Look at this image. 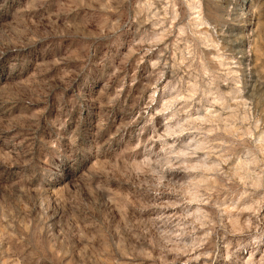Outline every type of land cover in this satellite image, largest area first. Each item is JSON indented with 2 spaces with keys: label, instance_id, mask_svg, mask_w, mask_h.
Returning a JSON list of instances; mask_svg holds the SVG:
<instances>
[{
  "label": "rangeland",
  "instance_id": "1",
  "mask_svg": "<svg viewBox=\"0 0 264 264\" xmlns=\"http://www.w3.org/2000/svg\"><path fill=\"white\" fill-rule=\"evenodd\" d=\"M104 2L0 0V42L37 37L25 49L23 71L12 70L20 61L14 53L0 60V264H264V236L251 245L238 231L264 228V0H200L193 10L208 25L198 29L207 45L200 49L201 64L215 57V66L223 64L234 76L215 84V104L193 101L179 121L210 118L214 123L201 127L222 129L213 135L234 146L224 151L218 142L224 154L204 162L219 163L218 171H166L159 196L147 191L144 182L152 177L144 161L164 156L165 145L186 152L184 145L199 137L165 136L178 121L166 123L171 112H161L174 96L175 77L188 71L162 67L166 60L185 63L176 51L186 47L176 41L179 21L171 19L180 8L170 7L172 0H129L120 10L118 37L101 42L93 34L105 16H117L105 13ZM138 2L154 6L139 9ZM168 29L172 35L155 46L138 43ZM65 30L74 38L56 35ZM97 48L113 54L110 67L81 96L79 83L94 67ZM115 67L121 71L113 76ZM184 79V87L192 83ZM233 80L240 91L234 100ZM81 133L98 149L84 171H96L81 179L83 172L72 175L66 168L63 178L42 181L49 155ZM205 154L177 162L197 165ZM113 166L142 170L110 179ZM193 178L196 185L183 187ZM209 220L214 230L206 237L210 229L200 225ZM191 227L192 235H180Z\"/></svg>",
  "mask_w": 264,
  "mask_h": 264
},
{
  "label": "clouds",
  "instance_id": "2",
  "mask_svg": "<svg viewBox=\"0 0 264 264\" xmlns=\"http://www.w3.org/2000/svg\"><path fill=\"white\" fill-rule=\"evenodd\" d=\"M129 0H105V2L101 5L104 9L105 13L108 12H116L117 16L114 21H109L107 16H105L104 23L100 25V31L98 33L93 34L96 40L104 41H112L113 37H118L119 32L121 30V20H120V10L123 5L127 4ZM79 5H83L84 7H90V5L85 3V0H79ZM78 5V6H79ZM151 3H137L136 7L139 9H147L149 7H153ZM177 6L180 8V12L174 13L171 16V19L175 23L177 20L179 36L176 37L177 44L183 42L186 47L181 50L177 48L176 51L179 52L183 60L185 61L183 67H181L180 61L178 59L169 62L165 61L162 65L164 68H172L174 70H179L180 72H184V69H188L187 72L184 73V76H187L191 79V84L187 87V81L184 79V76L175 77L176 86H170V92L174 94L171 100L165 102L164 107L161 109V112H171V115L168 116L166 123L169 121H178L175 125V128H170L168 132L165 133V136H181L185 132H198L199 137L191 139L184 145L188 151L186 152H173L172 149L175 145H165L160 149L165 155L162 157H158L155 160H145L144 168L148 175L152 177V181H145L147 183V191L155 193V195L159 196L161 192L164 190L165 185V172L168 170H174V166L176 170H181L185 172H213L219 170V163L211 164V166L205 167L204 162L208 161L211 156H215L217 152H221L224 154V151L229 149L234 145L224 144L223 137L214 136V132L222 131V129L213 126L211 130H205L201 127L203 124L214 123L209 118L208 120L200 119L197 120H183L179 121V118L189 109L192 108V102L194 101L196 104H201V102L215 104L217 101L215 99V94L218 89L215 87V84L218 83H226L229 78L234 76V73L231 69L225 68L223 64L219 66H215V57H212L208 63L207 67L203 66L200 61L201 52L200 49L206 47L201 39V37L205 34H202L198 31L200 28L207 29L208 25L205 21L200 20L197 21L195 16L193 15V10H199L200 8V0H172L170 7L175 9ZM140 13H137L139 16ZM79 31V29L77 30ZM58 36H68L70 38H74L75 34L68 33L65 30L64 33H56ZM172 35L170 29L166 30L163 35L150 37L146 34L144 37L138 41L139 44H151L155 46L158 43L163 41L164 36ZM37 37L32 36L27 43L19 42L18 40H7L4 42H0V60H4V58L10 53H14L17 57L20 58V61L13 66V71H23L24 67L29 63V57L25 54V49L29 47V45L34 44V41ZM95 42V41H94ZM5 44H8L9 47H5ZM15 44V47H11L10 45ZM86 47H88L86 45ZM151 50V49H149ZM169 52L171 49L169 48ZM113 54L111 52H105L103 48H97L95 51L91 52V56L95 57L94 61L91 63L94 64V67L88 71L79 83V94L83 96L84 89L88 88L94 81H98L102 78L103 74L108 71L110 67L109 57ZM165 53L163 51L160 52V56L164 57ZM131 53H129V57ZM127 57L125 58L126 62ZM61 61H55V63H60ZM160 64L159 61L153 64V68H157ZM87 67V66H86ZM211 69V70H209ZM121 71L120 67H115L114 71H112V75H116L117 72ZM79 75V73H78ZM164 72H159V79H163ZM234 85V93L235 95L229 94L231 99H235L240 96L239 91V83L236 80H233ZM119 95V92L117 93ZM197 95L200 97L196 99ZM115 99V98H113ZM183 101V103H181ZM209 117H211V109L209 108ZM187 126V127H186ZM231 135V133H229ZM238 139V138H237ZM222 145L224 151L221 148L216 147L217 143ZM196 144V147L193 148L192 145ZM103 147V146H100ZM98 149L89 143L88 137L86 134L81 133L80 136H73L67 142L66 146L59 152V154H50L49 158L45 161L47 167L44 169V175L41 176V180L44 182H52L57 180L58 178H63L65 176V169H69L72 175H78L83 172V176L81 179L91 175L96 171L94 168H88L85 172L84 169L87 168L90 161L94 158ZM204 151L206 154L201 159L200 163L193 166H187L183 163H178L177 160L182 156H195L197 152ZM248 155H251V152H248ZM176 157V160H171V157ZM227 159H231L230 156ZM226 162L221 161V163ZM155 166V167H153ZM142 169L134 166H127L121 171L113 166L112 172L113 175L109 178H119L120 176H124L128 178L129 174L133 171L140 172ZM117 173L119 175H117ZM223 175V173H221ZM198 182L193 178L189 180L186 185L183 187H188L189 185H196ZM82 188L78 185L77 192H81ZM211 197H209L210 199ZM203 200V198H202ZM201 227H206L210 229L205 233V236H211L212 234V221L209 220L207 225H200ZM196 231L195 227H191V232L188 233H180V235H192ZM240 235L248 236L249 240L247 243L251 245H258L261 243V236H264V228H261L259 225L255 227H249L238 230ZM199 247L200 245L197 243L195 245ZM230 248L231 245L229 244ZM249 264L251 262L249 261Z\"/></svg>",
  "mask_w": 264,
  "mask_h": 264
}]
</instances>
